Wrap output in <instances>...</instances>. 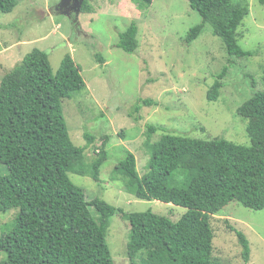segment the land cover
<instances>
[{"label":"trees","instance_id":"16d2710c","mask_svg":"<svg viewBox=\"0 0 264 264\" xmlns=\"http://www.w3.org/2000/svg\"><path fill=\"white\" fill-rule=\"evenodd\" d=\"M129 1L139 9L153 2ZM187 2L201 23L188 30L186 45L208 25L228 56L253 55L239 44L238 28L249 15L246 0ZM258 2L264 5V0ZM17 4V0H0V12L10 13ZM80 13H93L89 0ZM137 34L132 22L119 34L117 47L135 52ZM94 58L105 64L101 55ZM227 70L223 67L209 86L208 102L219 97ZM262 85L237 109L246 120L249 146L219 138L175 136L148 125L143 142L149 154L147 171L138 174L136 158L129 151L116 165L115 170L132 179L138 199L186 209L174 222L151 211L125 213L98 198L87 201L82 188L72 183L70 173L99 181L108 157V138L87 162L85 151L93 137L85 134L86 145H74L62 112L63 100L87 90L81 69L66 54L53 73L47 53L31 50L0 79V215L17 210L13 223L0 234V264H114L105 238L109 220L117 212L129 224L128 264H222L213 253L210 219L231 202L253 211L264 209V76ZM141 105L158 106L150 99ZM159 130L164 134L152 142ZM227 228L235 234L247 264L249 241L236 228Z\"/></svg>","mask_w":264,"mask_h":264},{"label":"rangeland","instance_id":"374dc122","mask_svg":"<svg viewBox=\"0 0 264 264\" xmlns=\"http://www.w3.org/2000/svg\"><path fill=\"white\" fill-rule=\"evenodd\" d=\"M17 1L12 12H0V79L33 49L47 53L53 73L66 54L80 67L87 90L62 102L69 136L76 146L86 145L85 134L93 137L85 151L87 162L108 138V157L98 182L69 174L87 201L98 198L125 213L151 211L174 222L186 212L173 204L138 199L132 179L115 170L129 151L136 158L138 174L147 171L149 154L143 142L148 125L180 137L250 145L246 120L237 109L263 88L264 5L258 0H246L249 15L238 28L240 46L253 51L248 58L228 56L208 25L186 45L188 30L201 23L187 0H153L145 9L129 0H89L93 13H80L75 20L56 10L60 0ZM132 22L138 27V47L126 53L117 44L119 34ZM94 54L101 55L105 64L97 62ZM223 67L228 70L219 97L208 102L206 92ZM146 99L158 106L141 105ZM163 134L157 131L151 141L157 142ZM16 213L10 210L0 215V234L13 223ZM209 222L214 232L213 253L222 264H244L237 238L227 226L241 231L249 241L247 264H264V209L253 211L231 202ZM128 235L129 224L117 212L109 220L105 238L114 264H128Z\"/></svg>","mask_w":264,"mask_h":264},{"label":"water","instance_id":"95a60500","mask_svg":"<svg viewBox=\"0 0 264 264\" xmlns=\"http://www.w3.org/2000/svg\"><path fill=\"white\" fill-rule=\"evenodd\" d=\"M84 1L85 0H60L57 6L58 9L56 10L68 18L74 16L75 19H78Z\"/></svg>","mask_w":264,"mask_h":264},{"label":"flooded vegetation","instance_id":"af4514ba","mask_svg":"<svg viewBox=\"0 0 264 264\" xmlns=\"http://www.w3.org/2000/svg\"><path fill=\"white\" fill-rule=\"evenodd\" d=\"M71 19L75 20L74 16H72V18H71Z\"/></svg>","mask_w":264,"mask_h":264}]
</instances>
